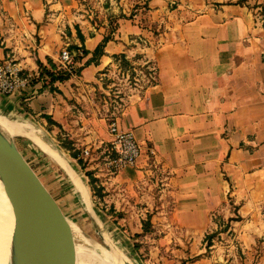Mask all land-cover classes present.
I'll return each instance as SVG.
<instances>
[{
    "label": "crops",
    "instance_id": "obj_1",
    "mask_svg": "<svg viewBox=\"0 0 264 264\" xmlns=\"http://www.w3.org/2000/svg\"><path fill=\"white\" fill-rule=\"evenodd\" d=\"M65 47L79 52L78 73L50 81ZM8 57L47 79L0 93V110L51 116L68 134L76 101L104 74L153 60L157 80L130 94L119 117L142 155L116 176L126 180L118 186L142 185L151 162L163 170L161 196L172 204L166 196L148 211L165 233L157 243L177 250L174 264L202 260L190 257L196 237L218 228L216 212L228 222L221 233L235 234L246 252L232 264H264V0H0V60Z\"/></svg>",
    "mask_w": 264,
    "mask_h": 264
},
{
    "label": "rangeland",
    "instance_id": "obj_2",
    "mask_svg": "<svg viewBox=\"0 0 264 264\" xmlns=\"http://www.w3.org/2000/svg\"><path fill=\"white\" fill-rule=\"evenodd\" d=\"M127 67L119 63L113 71L103 75L101 86L87 89L82 101H76L74 108L79 114L76 120L72 121L74 128L69 134L51 116H45L46 122H44L30 115L16 116L0 110V114L7 115L13 120L30 121L47 144H53L67 161L70 160L80 176L79 179L81 178L80 180L90 187L92 207L84 202L85 200L76 189L75 179L64 173L57 162L49 157L33 139L26 135H14L18 146L44 181L55 191L67 211L75 215L71 218L75 226V237L78 246L83 248L79 250L80 252L82 250V253L78 254L81 261L79 264H93V262L108 264L105 250H108L112 264H174V257L178 256L177 250L168 247V243H157L156 240L164 237L165 233L153 226L154 221L150 219L148 211L164 203L163 198L167 196H161V191H164L163 170L158 168L157 163L155 165L151 162L154 169L150 170L148 177L139 179L142 185H137L133 189H130L127 184L119 187L118 185L126 180L115 179L123 170L110 174L108 157L103 148L109 140L103 141L100 145L95 141L96 138L106 134L112 137L109 131L110 122L114 119L119 121V117L127 107L128 96L133 92L142 91L146 86L143 80L140 81L143 86L134 85L132 82L135 80L134 73H128ZM85 148H88L90 152L83 155ZM74 153L78 156H74ZM87 170L97 178L96 189L89 183L90 176ZM102 181L110 183L104 188ZM69 183L73 188L71 193L67 192L70 189ZM99 186L102 187L101 190L98 189ZM125 192L131 194L130 200H126V196H123ZM106 194H114L116 199L113 200ZM76 196L78 199H74ZM118 198H120L119 201ZM77 201L80 204L76 203ZM165 204L166 207L172 204L169 195L166 197ZM89 209L94 213L97 221L91 217ZM213 219L218 223V228L213 231L208 230L200 238L196 237L197 244L194 250L199 253L190 259L202 258L195 264H232L233 258L246 257V252H243L235 234L228 231L221 233L227 228L228 222L219 218L217 212L214 213ZM146 225L147 230L144 229ZM210 234L212 235L209 237ZM86 246L89 249H86ZM82 260H85V263ZM9 264H12L11 261Z\"/></svg>",
    "mask_w": 264,
    "mask_h": 264
},
{
    "label": "water",
    "instance_id": "obj_3",
    "mask_svg": "<svg viewBox=\"0 0 264 264\" xmlns=\"http://www.w3.org/2000/svg\"><path fill=\"white\" fill-rule=\"evenodd\" d=\"M0 128V179L14 212L13 264H79L70 214L55 191ZM89 206L92 198L89 194ZM90 210V209H89ZM90 215L97 221L90 210Z\"/></svg>",
    "mask_w": 264,
    "mask_h": 264
},
{
    "label": "built area",
    "instance_id": "obj_4",
    "mask_svg": "<svg viewBox=\"0 0 264 264\" xmlns=\"http://www.w3.org/2000/svg\"><path fill=\"white\" fill-rule=\"evenodd\" d=\"M89 13L95 15L96 9L93 5H89ZM141 43L146 44L145 38H140ZM58 69L64 72L77 74L79 67L77 65L75 53L68 47L62 49L59 60ZM128 73H134L132 82L134 85L143 86L140 81L143 80L144 85L154 83L158 77L157 64L151 59H144L133 62L127 68ZM35 79L45 82L47 78L42 77L30 70H25L21 64L12 57L0 60V93L10 94L19 89L27 88ZM111 139L105 147V153L108 157V168L110 174H115L128 166L136 165L142 153V146L130 128H124L117 119L109 124ZM90 151L85 148L83 155Z\"/></svg>",
    "mask_w": 264,
    "mask_h": 264
},
{
    "label": "bare ground",
    "instance_id": "obj_5",
    "mask_svg": "<svg viewBox=\"0 0 264 264\" xmlns=\"http://www.w3.org/2000/svg\"><path fill=\"white\" fill-rule=\"evenodd\" d=\"M0 128L8 136H11L12 134H20V135H26V136L30 137L31 139H33L40 146V148L48 154L49 157H51L53 160H55L57 162V164L64 171V173H66L67 175H69V176L73 177V179H75L76 189L78 190V192L80 193L82 198L89 204L90 201H89L88 192L86 191L85 186H84L85 183L81 181L82 180L81 178H80L81 180L79 179L80 176H79L76 168L71 164L70 160L64 155L68 159L70 164L68 163V161L53 146V144H51L50 142H49L50 144H47L41 138L38 130L30 121L24 120V119L13 120L12 118L8 117L7 115L0 114ZM77 174H78V176H77ZM75 181L73 180L74 183H75ZM14 221H15V218H14L13 208H12V205H11V202H10L8 196L6 195V192L4 191V187H3L2 181L0 179V264H9L10 261L12 263V234H13V228H14ZM73 228L75 231L74 225H73ZM77 233H78V231H77ZM82 247H85V246H82ZM80 248L81 247L78 246V244H77L78 254L82 253L83 248H81L82 249L81 252L79 251ZM87 248H88V246H86V249ZM117 250H119V249H117ZM88 252H90V251H88ZM104 252L106 254V262L108 264H112V261L109 260V258L111 259V257L109 256L108 250H105ZM92 256H94V255H92ZM83 259H85V257ZM94 260H96V259H94ZM84 261L82 260L83 263H85ZM79 262H81V261L79 260L78 263ZM90 263H91V261H90ZM94 263H96V262H93V264Z\"/></svg>",
    "mask_w": 264,
    "mask_h": 264
},
{
    "label": "trees",
    "instance_id": "obj_6",
    "mask_svg": "<svg viewBox=\"0 0 264 264\" xmlns=\"http://www.w3.org/2000/svg\"><path fill=\"white\" fill-rule=\"evenodd\" d=\"M81 37H82V39H84V35H83V34H81ZM74 48L77 49L78 47L75 46ZM101 51H102V48H101V47H99V48L96 50V52H98V53L101 52ZM84 52H87V50H83V53H84ZM75 57H79V52H77V53L75 54ZM50 61H51L52 65L55 66V64L52 62L51 59H50ZM122 64L125 65V66L128 65V63H126V61H122ZM40 66L43 68V64H42L41 62H40ZM47 73H49V75L51 76V80H50V81H53V80H56V79H65V78H67V77L70 75L69 73L64 72V71H61V70L58 71V72H55V71H53V70H47ZM50 119H52V118H50ZM74 156L77 157L78 154H77V153H74ZM87 174L90 176L89 183L91 184L92 188L96 189L95 180H97V178H95V177L93 176L92 172L89 171V170H87ZM98 189L101 190L102 187L99 186ZM144 229H145V230L148 229V228H147V225L144 226ZM211 235H212V234H210L209 237H210ZM182 264H183V263H182Z\"/></svg>",
    "mask_w": 264,
    "mask_h": 264
}]
</instances>
